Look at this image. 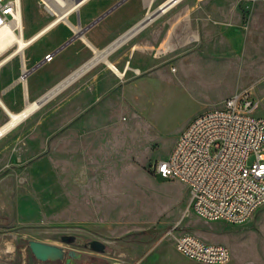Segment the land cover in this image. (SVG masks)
Masks as SVG:
<instances>
[{
    "label": "rangeland",
    "instance_id": "obj_1",
    "mask_svg": "<svg viewBox=\"0 0 264 264\" xmlns=\"http://www.w3.org/2000/svg\"><path fill=\"white\" fill-rule=\"evenodd\" d=\"M108 1L83 5L81 34L61 24L14 60L55 50L43 69L70 76L95 56L83 37L106 47L89 30ZM194 1L193 28L179 27L168 44L136 54L139 75L119 77L104 63L117 77L92 96L82 83L107 72L96 65L0 137V264H200L166 237L174 225L228 246V264H264V208L242 224L205 221L191 210L185 184L151 170L193 118L234 91L248 90L264 114V0ZM22 11L27 39L49 21L38 0H23ZM10 62L1 70L21 71ZM20 81L25 86L27 77ZM31 242L59 255L38 258Z\"/></svg>",
    "mask_w": 264,
    "mask_h": 264
},
{
    "label": "built area",
    "instance_id": "obj_2",
    "mask_svg": "<svg viewBox=\"0 0 264 264\" xmlns=\"http://www.w3.org/2000/svg\"><path fill=\"white\" fill-rule=\"evenodd\" d=\"M86 0H38L49 17L44 29L57 24L77 27L70 17ZM176 0H170L175 2ZM166 6V5H165ZM23 0H0V31L23 33ZM54 54L45 56L50 62ZM28 70L22 76H27ZM248 90L236 91L220 107L208 109L181 131L165 159L152 165L153 175L185 184L190 208L209 222L242 224L264 208V114ZM166 237L176 251L200 264H228L231 251L174 225Z\"/></svg>",
    "mask_w": 264,
    "mask_h": 264
},
{
    "label": "crops",
    "instance_id": "obj_3",
    "mask_svg": "<svg viewBox=\"0 0 264 264\" xmlns=\"http://www.w3.org/2000/svg\"><path fill=\"white\" fill-rule=\"evenodd\" d=\"M121 1L123 0H109L108 2H106L110 4L109 7L106 8L105 10L100 9L96 13L95 17L92 18V20L96 21L100 16H102L108 10L119 4ZM169 1L170 0H126L123 3H121L118 7H116L112 12L106 15L103 19H101L95 25H93L89 30L90 34L93 37H95V39H99V40L104 39L106 41V47L102 48V50H100L101 48L98 49L96 47L98 50L105 51L108 47L116 44L106 51L109 56V54H111L113 51L117 50L118 48L117 51H115L110 55V59L107 56V62L101 60L94 66L105 63L108 66L113 65L120 72L124 73L125 74L124 77L126 76V73L128 74L131 71L139 75L138 72L141 73V69H144V67L141 65L133 64L132 61L136 54L149 53L148 49L154 47L156 43H161V45L168 44L170 36H172L174 32H177V29L179 27L185 29H192L194 26V13L196 11V8H194L193 6L195 1L176 0L173 3L170 2V4H166L169 3ZM202 2H203L202 0L197 1L198 4H201ZM82 7L80 8L79 13L73 14L70 17V22L73 25H77L81 27V25L83 24V20L81 17ZM155 11L157 12L151 16V14ZM149 16L151 17L143 24L142 27L133 30L137 25H139ZM72 17H74L73 18L74 20H72ZM45 25H43L42 28H44ZM60 25L61 24H57L55 25V27L53 26L54 28L50 29L49 32L53 29L58 28ZM65 26L68 29L74 30L76 33L79 34L82 33V29L79 28L72 29V27H69L67 25ZM38 32H36L34 35L31 36L32 40L34 39L36 40L39 38V37L38 38L35 37V35ZM85 39L86 40L84 41L87 44L88 43L91 44V42L86 37ZM125 46H130V47L128 51L129 53L128 58H126L125 61L123 62L119 59V56L123 53V49ZM50 53L54 54V58L52 60L53 62L55 58L59 56V54H57L55 50L43 55L41 59L28 57V62L25 63V66L28 67L25 71L23 70L24 62H22L21 60L19 61L18 64V62L16 61L17 59L10 62L11 65L9 68H15L16 70L18 68H21L20 69L21 71L14 72L13 70H7L6 68L1 70L3 66L0 68V99L3 102L5 101V104L9 109L13 110L14 112H20L24 110L28 102H36L37 100L41 99L45 94H47L49 91H51L54 87L59 86V91H61L63 88L71 84L77 78L76 79L74 78L73 80L70 81L68 79H71L73 75H75V72L77 70L87 66V64L90 63L91 60L95 57L94 56L85 65L75 70L70 76L68 75L67 77H65V76H61V73L60 74L58 73L59 75L58 74L56 75L52 72H48L43 69L45 68V66L48 65V63L44 62V58L46 55ZM37 65H39L37 67L38 70L37 68L34 69V67H36ZM108 66L106 65L104 66V68L107 71L105 72L106 76L98 72L95 75L89 77L88 80L82 83L83 85L89 86L91 88L92 96L99 94L100 92H102V90L108 89L109 86L108 80L112 79L116 74L112 70L115 73L114 74L109 69ZM27 70H28L26 76L27 83L24 86L21 83L20 79L23 80L22 75ZM36 70L38 71V73ZM67 80L68 82L66 84H63ZM52 83L54 84L50 86ZM59 91H57V93ZM73 93L76 92L73 91ZM232 94H229V96ZM4 113L5 112L0 105V127L4 123L2 122L4 118L3 115ZM44 123L45 120H43L42 124Z\"/></svg>",
    "mask_w": 264,
    "mask_h": 264
},
{
    "label": "bare ground",
    "instance_id": "obj_4",
    "mask_svg": "<svg viewBox=\"0 0 264 264\" xmlns=\"http://www.w3.org/2000/svg\"><path fill=\"white\" fill-rule=\"evenodd\" d=\"M89 0H86L84 2V4L86 2H88ZM82 7V6H81ZM22 26L23 29H25L24 26V16H23V11H22ZM55 27V26H54ZM52 27V28H54ZM50 28V29H52ZM81 29L80 26L77 27H72V29ZM50 29H44L42 28L36 35L35 37H39L38 39H34L32 40L31 37L30 38H25V34H24V30L22 34H18L16 32L13 31V29L7 28V29H3L2 31H0V57L6 53L12 46L15 45V48L9 52L2 60H0V68L2 66H4L7 62L9 61H13L17 55H22L23 56V52L24 50L33 43H36L37 41H39L45 34H47L49 32ZM84 40L85 37H84ZM91 48L95 51V57L91 60L90 63L87 64V66H85L82 69H79L75 72V75H73V77L70 80H73L74 78H78L80 77L84 72H86L88 69H90L91 67H93L95 64H97L98 62H100L101 60L106 61L107 62V56L108 53L106 52L109 48H111L112 46L116 45H112L110 47H108L105 51H100L97 48H95L94 46H92L90 43H88ZM120 44V43H119ZM118 47V46H117ZM116 47V48H117ZM115 48V49H116ZM114 50V49H113ZM105 52V53H104ZM18 58V57H17ZM24 62V66H23V70L25 71L27 69V67L25 66V63L27 62L25 57L22 58ZM109 67L116 73V75H118L119 77H124V73L120 72L118 69H116L113 65H109ZM23 80L25 78V76H22ZM67 81H65L63 84H66ZM57 91H59V86L55 87L51 93L49 94V96H51L49 99H51L54 95H56ZM0 105L2 107V109L5 111V113L8 115L9 117V121L2 125L0 127V137H2L3 135H5L12 126H14L15 123H17L19 120H21L23 117H25L27 114H29L32 110H34L35 108H38L36 106V103H27L26 107L24 108V110L20 111V112H14L13 110L9 109L6 104L5 101H1L0 99Z\"/></svg>",
    "mask_w": 264,
    "mask_h": 264
},
{
    "label": "water",
    "instance_id": "obj_5",
    "mask_svg": "<svg viewBox=\"0 0 264 264\" xmlns=\"http://www.w3.org/2000/svg\"><path fill=\"white\" fill-rule=\"evenodd\" d=\"M80 0H77V2H79ZM124 1L126 0H123L121 1L119 4H117L116 6H114L113 8H111L110 10H108L106 13H104L102 16H100L96 21H94L90 27H92L93 25H95L98 21H100L101 19H103L106 15H108L110 12H112L116 7H118L121 3H123ZM157 11L153 12L151 14V16L153 14H155ZM147 17L144 21H142L139 25H137L133 30H136L140 27L143 26V24L151 17ZM89 27V28H90ZM85 32V31H84ZM83 32V33H84ZM77 37H80V35H76L75 37H73L72 39H70L69 41H67L62 47H66L68 44H70L73 40H75ZM55 88V87H54ZM53 88V89H54ZM52 89V90H53ZM51 90V91H52ZM51 91H49L47 94H45L41 99L37 100L35 103H36V106L37 107H40L42 106L45 102H47L49 100V98L51 96H49V94L51 93ZM30 247L33 251V253L38 257V258H41V259H47L48 257H50L51 255L52 256H58L59 255V250L56 249L55 247H52V246H48L46 244H42V243H37V242H31L30 243Z\"/></svg>",
    "mask_w": 264,
    "mask_h": 264
}]
</instances>
